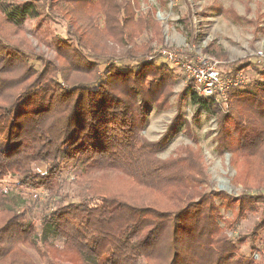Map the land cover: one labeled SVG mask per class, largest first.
I'll return each instance as SVG.
<instances>
[{"label": "trees", "instance_id": "obj_1", "mask_svg": "<svg viewBox=\"0 0 264 264\" xmlns=\"http://www.w3.org/2000/svg\"><path fill=\"white\" fill-rule=\"evenodd\" d=\"M67 1L68 13L86 14L79 29L100 33L112 49L95 53L72 34L75 45L55 40V58L36 56L40 68L11 75L0 61V264H255L253 253L241 252L244 239L227 230L257 211L264 232V63L251 56L227 63L249 81L230 92L226 111L192 82L187 87L191 103L216 118L218 151L258 183L234 199L203 189L200 150L183 146L162 159L169 134L142 135L148 107L173 82L168 62L160 74L148 60L161 34L154 11L138 13L139 0ZM51 2L0 0V11L21 27L42 13L52 17ZM118 173L132 187L167 196L169 207L128 199L127 181L108 179Z\"/></svg>", "mask_w": 264, "mask_h": 264}, {"label": "rangeland", "instance_id": "obj_2", "mask_svg": "<svg viewBox=\"0 0 264 264\" xmlns=\"http://www.w3.org/2000/svg\"><path fill=\"white\" fill-rule=\"evenodd\" d=\"M139 1L138 13L153 10L155 19L161 25L160 37L152 42L155 48L153 54L155 51L156 54L148 57V60L154 63L153 68L155 65L160 67L161 70L156 69L160 74L163 72L161 65L168 62L166 67L170 71L166 73L173 81L167 90L168 94L165 92L153 106L148 107V121L142 131L143 137L158 141L169 134L168 141H165L167 145L159 154L162 159L174 157L183 146L200 150L208 181L207 185H202L203 189L224 190L234 199L246 191V185L249 192L254 191L253 186L258 185L256 180L251 176L237 174L238 165L231 162L230 153L218 151L216 118L191 103L187 89L190 81L184 68L167 59L169 55L163 52L176 53L179 58L203 55L226 61V64L251 56L254 61L264 63V0ZM51 5L54 13L52 17L42 13L39 18L29 19L21 27L10 23L0 11V61L6 59L10 63L11 75L19 74L22 67L40 68L36 56L55 58L54 42L57 38L75 45L69 36L72 34L85 37L91 46L96 47L95 53L106 54L111 51V44L100 33L79 29L80 24L87 22L84 12L68 13L71 6L67 0H52ZM96 23L103 29L99 21ZM206 48L207 53L204 52ZM103 64L101 70L105 69ZM253 75L258 77V74L249 72L250 77ZM219 106L226 111L225 105ZM178 119L179 123H175ZM186 125H190V136L185 133ZM108 179L116 181L120 186L127 181L126 197L132 201L163 207L170 205L167 196L132 187L130 180L119 173L108 175ZM6 182L2 184L3 187ZM261 190L264 192V189ZM221 210L224 219L233 220L231 211L226 212L224 208ZM259 216L260 212L250 211L227 232L229 236H241L244 239L241 252L248 255L253 253L255 264H264V232L258 231ZM30 253L39 262L37 253L33 250Z\"/></svg>", "mask_w": 264, "mask_h": 264}, {"label": "built area", "instance_id": "obj_3", "mask_svg": "<svg viewBox=\"0 0 264 264\" xmlns=\"http://www.w3.org/2000/svg\"><path fill=\"white\" fill-rule=\"evenodd\" d=\"M163 53L169 55L167 59L184 68L187 79L193 83V89L198 95L209 98L218 105L227 106L230 92L249 81L243 71L228 68L226 61L203 55L179 58L176 53ZM260 54L263 55L262 52Z\"/></svg>", "mask_w": 264, "mask_h": 264}]
</instances>
